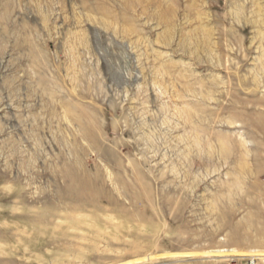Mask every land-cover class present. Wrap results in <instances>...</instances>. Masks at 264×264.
I'll use <instances>...</instances> for the list:
<instances>
[{
  "label": "rangeland",
  "instance_id": "rangeland-1",
  "mask_svg": "<svg viewBox=\"0 0 264 264\" xmlns=\"http://www.w3.org/2000/svg\"><path fill=\"white\" fill-rule=\"evenodd\" d=\"M264 264V0H0V264Z\"/></svg>",
  "mask_w": 264,
  "mask_h": 264
},
{
  "label": "built area",
  "instance_id": "built-area-1",
  "mask_svg": "<svg viewBox=\"0 0 264 264\" xmlns=\"http://www.w3.org/2000/svg\"><path fill=\"white\" fill-rule=\"evenodd\" d=\"M251 264H253V263H251Z\"/></svg>",
  "mask_w": 264,
  "mask_h": 264
},
{
  "label": "bare ground",
  "instance_id": "bare-ground-1",
  "mask_svg": "<svg viewBox=\"0 0 264 264\" xmlns=\"http://www.w3.org/2000/svg\"><path fill=\"white\" fill-rule=\"evenodd\" d=\"M251 264V263H250Z\"/></svg>",
  "mask_w": 264,
  "mask_h": 264
}]
</instances>
